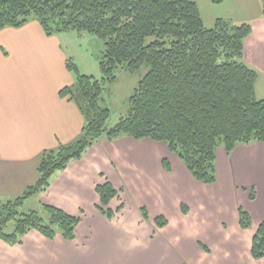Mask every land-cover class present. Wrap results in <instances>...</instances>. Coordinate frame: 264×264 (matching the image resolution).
<instances>
[{"label": "crops", "instance_id": "crops-1", "mask_svg": "<svg viewBox=\"0 0 264 264\" xmlns=\"http://www.w3.org/2000/svg\"><path fill=\"white\" fill-rule=\"evenodd\" d=\"M196 3L206 27L217 19L249 23L243 61L264 71L261 0ZM61 34L46 35L35 19L0 30V202L36 181L41 151L75 139L84 124L77 105L59 95L74 82ZM215 171L214 183H200L162 142L100 139L36 193L40 207L52 205L79 218L74 239H48L35 229L17 244L0 239V264H264V257L250 254L258 224L242 229L238 219V207L259 222L264 218V142L238 144L229 154L217 147ZM104 180L117 190L108 203L111 218L100 211L95 190ZM252 185L257 192L250 199L246 187ZM158 215L167 219L165 226H156Z\"/></svg>", "mask_w": 264, "mask_h": 264}, {"label": "trees", "instance_id": "trees-1", "mask_svg": "<svg viewBox=\"0 0 264 264\" xmlns=\"http://www.w3.org/2000/svg\"><path fill=\"white\" fill-rule=\"evenodd\" d=\"M30 19L37 20L48 36L86 31L100 39L101 77L80 73L66 59L74 82L61 88L59 95L77 105L84 124L75 139L41 151L36 181L21 195L0 202L4 242L17 244L32 229L48 239L56 234L74 239L78 217L47 204H41L43 215L18 208L33 194L45 191L57 171L80 159L100 139L129 136L162 142L204 184L216 180L219 145L229 154L238 144L264 142V98L255 94L258 74L243 61L249 23L217 19L206 27L196 0H0V30L20 27ZM143 65L148 69L128 98L127 113L108 127L110 112L101 103L104 84L116 80L119 68L134 73ZM162 164L169 170L165 158ZM95 190L100 211L113 217L108 203L117 190L107 180ZM249 197L254 198L253 191ZM181 210L186 212V206L181 205ZM139 211L146 219V208ZM238 219L242 229L251 227V217L242 207ZM154 222L163 227L167 219L158 215ZM250 254L254 259L264 257V218L252 235Z\"/></svg>", "mask_w": 264, "mask_h": 264}, {"label": "rangeland", "instance_id": "rangeland-1", "mask_svg": "<svg viewBox=\"0 0 264 264\" xmlns=\"http://www.w3.org/2000/svg\"><path fill=\"white\" fill-rule=\"evenodd\" d=\"M59 37L62 48L67 53V58L77 65L80 73L93 75L96 78L101 77L98 61L102 54L103 43L100 39L86 31L63 32ZM147 69V66L143 65L138 71L130 73L125 69L119 68L116 71V80L112 83L104 84L101 103L103 106L107 107L110 112L106 122L108 127L113 126L127 113L129 108L128 98L134 92L138 81L146 73ZM258 70L256 98L261 99L264 98V71L262 69ZM220 146L222 147V145L218 147ZM246 188L250 193L253 191L255 197L257 189L253 185ZM36 197V194L30 196L23 202L18 210L20 212L37 210L43 215L44 213ZM243 209L246 210V208ZM251 221V227L249 228L258 224L259 216L251 217Z\"/></svg>", "mask_w": 264, "mask_h": 264}]
</instances>
